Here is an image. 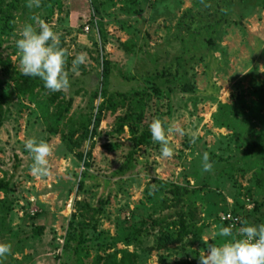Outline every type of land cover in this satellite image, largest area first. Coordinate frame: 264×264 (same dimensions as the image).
Segmentation results:
<instances>
[{"label": "rangeland", "instance_id": "obj_1", "mask_svg": "<svg viewBox=\"0 0 264 264\" xmlns=\"http://www.w3.org/2000/svg\"><path fill=\"white\" fill-rule=\"evenodd\" d=\"M18 14L13 32L0 34V178L9 184L10 203L0 219V242L11 245L0 264H73L65 240L69 222L77 225L80 220L74 207L77 200L96 210V228L88 236L98 238L86 243L84 264H93L94 256L114 249L143 253L153 244L152 232L142 234L137 245L126 244L123 237L141 223L147 227L152 218L173 212L160 203L169 197L166 190L172 185L193 192L201 230L197 242L186 241L165 254L163 264L183 263L192 259L191 250L202 254L209 244L221 243L215 234L225 211H239L246 223L264 225V196L246 200L251 172L238 170L240 141L214 119L219 105H231L236 97L245 99L249 108L237 116L236 124L246 138L264 141V108L258 111L253 105V91L264 88V0H40L38 8H26L22 17ZM38 21L53 28L68 52L69 87L39 91L36 99L53 94L65 103L71 98L65 121L72 119L78 125L84 116L92 120L87 140L74 152H68L60 134L48 133L32 100L13 93L3 69L7 61L19 70L15 40L25 24L38 29ZM79 53H86L85 62L73 70L71 61ZM104 60L110 62L112 92L141 89L148 86L147 77L169 68L175 83L186 79L193 85L192 93L180 91L174 87L177 84L164 85L155 101L157 118L186 131L182 137L169 135L171 158L162 157L160 145L151 141L138 151L130 171L116 174L128 149L127 129L119 135L114 132L120 111L105 112L99 125L93 124L101 102L99 92L95 99L93 93L99 89ZM148 119L152 121L151 116ZM59 130L66 133V125ZM30 137L52 147L46 177L30 172L33 161L24 148ZM205 152L223 159L210 161L209 172L201 166ZM227 156L235 167L232 175L223 172ZM36 226L43 228L40 235L32 233ZM141 258L137 264H160L155 252Z\"/></svg>", "mask_w": 264, "mask_h": 264}, {"label": "trees", "instance_id": "obj_2", "mask_svg": "<svg viewBox=\"0 0 264 264\" xmlns=\"http://www.w3.org/2000/svg\"><path fill=\"white\" fill-rule=\"evenodd\" d=\"M55 1L58 2V0ZM26 8V0H0V34L7 36L13 32L15 14L20 12L18 15L22 17ZM178 64L180 65V62ZM3 69L13 84V93L17 96L28 97L37 106L41 117L46 122L48 133L51 135L60 134V139L68 152L78 150L87 140L92 120L84 116L78 125L72 119L65 121L66 114L72 105L71 98L65 101V103H59L57 98L51 94L47 97L48 99L37 100L36 93L47 90L39 78L22 76L19 70L12 68L7 61L3 62ZM109 72L110 62L104 60L100 86L93 93V98L95 99L98 97L99 92L101 99V102L97 106V113L94 116L93 124L94 126H98L105 112L114 114L120 111V114L116 115L114 119L113 127L116 135L122 134L124 128L127 129L128 137L126 141L128 149L116 171V174L123 175L134 167L137 161V153L141 147L149 145L152 141L149 133L151 120L149 121L148 117L151 116L152 120L157 118L155 101L160 97V88L164 85L170 86L172 83L173 85L177 84L174 87L180 91L192 93L194 92V87L186 79H181L178 83H175V75L169 68L163 71H156L152 76L147 77L145 82L148 86H142L141 89L112 92L109 90ZM253 94L255 97L253 105L259 111L261 108H264V88L253 91ZM244 108H249L245 99L236 97V101L231 105H219L214 119L218 126L231 130L232 133L234 131V134L237 136L235 141L237 140L244 144L242 146V144L237 143L236 149L243 148L241 157L239 158L242 164L238 167V170L242 171L241 174L251 172L249 185L245 191L248 203L254 196H264V141L246 138L245 132H242L240 126L236 124L237 116L242 115ZM61 125H66V133L59 130ZM106 147L112 150L115 149L113 144H108ZM215 160L216 162H221L223 159L218 156L209 157V161ZM84 165L86 167L90 166L87 163H84ZM225 165L223 172L226 171L228 175H232L235 167L230 161V156L226 157ZM81 186L82 183H79L78 189H81ZM8 189V182L0 178V192L4 194V198L0 200V219L9 210L8 206L10 203L7 200ZM166 193L169 197L162 198L160 203L166 208H173V212L152 218L147 227L143 226L144 223H141L131 232L125 233L123 237L126 244L135 243L137 245L141 241L142 234L152 232L154 234L152 245L145 247L143 253L140 254L135 251L129 252L125 249H114L110 253L94 256L93 264H137L142 260L141 257L144 254H150L151 252L159 254V263L163 264L166 262L165 254L170 255L186 241L191 245L197 242L201 229L197 226L200 217L198 216L199 209L194 204L193 192L184 186L172 185L166 190ZM74 207L80 220L76 222L77 225L70 224L69 222L65 248H68L73 264H84V258L88 256V252L85 250L86 243L89 241L93 243L98 238L93 234L88 236L89 233H94L96 228V210L92 209L87 203L78 200L75 202ZM226 212H230L239 218L238 227L241 221L245 222L239 216V211L230 210L222 214ZM218 220L221 223V227L229 225L226 221H222L221 217ZM0 222L3 223V220ZM42 230L41 226H36L32 229V233L40 235ZM184 251L182 247L177 253L181 255ZM190 253L192 256L191 260H185L183 263L177 261L175 264H198V256L200 254L196 250H191Z\"/></svg>", "mask_w": 264, "mask_h": 264}, {"label": "clouds", "instance_id": "obj_3", "mask_svg": "<svg viewBox=\"0 0 264 264\" xmlns=\"http://www.w3.org/2000/svg\"><path fill=\"white\" fill-rule=\"evenodd\" d=\"M40 0H26V7L38 8ZM18 51L19 72L22 76L39 78L45 89L51 92L63 91L69 87L66 63L68 52L60 46V37L53 28L43 21H38V29L32 24H25L15 40ZM86 53L77 54L71 61L73 70L83 64ZM151 140L160 145V155L171 158L174 150L169 146V135H186L179 124L165 125L159 118L149 124ZM196 135L192 134L191 142ZM24 148L32 158L30 172L34 177L49 175L48 157L52 147L44 140L30 137L24 141ZM202 170L209 172L213 164L208 153L201 156ZM221 238L219 244H209L206 251L198 256V264H264V225H252L241 221L238 228L234 225L222 226L215 234ZM11 250L7 242H0V261Z\"/></svg>", "mask_w": 264, "mask_h": 264}, {"label": "built area", "instance_id": "obj_4", "mask_svg": "<svg viewBox=\"0 0 264 264\" xmlns=\"http://www.w3.org/2000/svg\"><path fill=\"white\" fill-rule=\"evenodd\" d=\"M88 27L85 26L84 30L88 31ZM221 220L222 221H226L229 225H234L235 227H238L239 225V218L233 214H231L230 212H226L224 214H222L221 216Z\"/></svg>", "mask_w": 264, "mask_h": 264}]
</instances>
